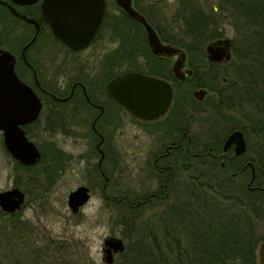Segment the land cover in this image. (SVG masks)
I'll return each mask as SVG.
<instances>
[{"label": "flooded vegetation", "instance_id": "af4514ba", "mask_svg": "<svg viewBox=\"0 0 264 264\" xmlns=\"http://www.w3.org/2000/svg\"><path fill=\"white\" fill-rule=\"evenodd\" d=\"M169 1L175 6L171 14L164 9V4ZM194 1L197 0H131L132 7L144 16L162 43L184 49L186 57L182 79L176 73L180 70L177 71L174 66L180 57V52H153L144 23L132 17L117 3V0H105L103 19L93 41L102 33L108 35L119 44L113 53L125 51L129 60L127 62L129 70L115 74L111 78L137 71L165 80L172 90L171 102L166 111L153 119H145L136 116L107 93L105 86L111 78L104 87L93 85L90 89L79 76L70 83L59 84L55 76L44 69L45 78L42 77V69L39 67L44 65L42 61L44 58L42 55L37 56L36 53V56H32L31 50L38 41L45 42L55 36L50 22L42 11L43 0L34 2L0 0V49L8 50L14 55V68L18 77L37 93L42 104L38 116L21 125L26 137L35 143L41 153L35 163L25 164L17 160L6 147L4 130H0V155L6 158L9 168L13 170V174H10L11 183L0 188V192L18 188L24 194V202L19 209L10 212L0 206V216L21 220L26 198H31L34 202L48 198V191L58 181V177L65 171L68 172L76 160L83 158V152L75 153L73 150H77L75 144L85 138L93 140L95 144L93 154L98 156V160L93 164L88 163L92 166L89 170L92 173V180L80 183L72 189L67 194V204L69 194L79 186L86 185L90 188V198L94 188L98 186L101 197L109 204L108 208L116 206L115 201L109 200V198H118L115 193L117 191L115 171L117 158L120 157L114 139L117 130L122 129L126 124V116H129L143 132L150 133L162 141V144L152 155L153 177L157 180V188L145 190L141 196L134 195L131 191L130 194H123L124 196L120 198H182L180 194L182 181L179 177L181 170H188V176L192 180V172H190L192 155L205 160H214L219 166L224 167L228 158L231 160L235 156L241 157L247 153L246 132L227 118H219L221 115L217 114L219 111L213 105L214 102L220 103L219 92L205 83L219 78L224 84L222 89H227L225 84L228 77L221 75L220 72L213 73L212 67L219 65L220 70L225 71L224 67L231 63L232 57L229 60L213 61L209 59L206 51L208 43L225 38L222 37L220 29L217 30L218 35L206 39L203 52H192V16L199 17L206 24V29H212V13L215 12L222 17L226 15L217 5L206 11L196 4L198 8L194 12L192 10ZM30 19L37 21L38 25ZM34 36H36L34 42L27 46ZM182 42L189 43V50L181 45ZM233 42L232 40V56ZM63 44L75 52L86 48L74 50ZM44 49H47L46 45ZM192 56L204 57L203 66L198 68L192 66ZM38 57L42 61L40 66L37 64ZM201 88L207 89V93L199 98L195 95V91ZM198 123L199 126L205 125V129L201 127V131H207L209 139L201 140L196 136L195 127ZM236 129L244 132L247 144L246 151L240 154L236 153L234 143L224 149L228 135ZM57 133L65 137L66 141H72L69 145L74 146L59 145L53 138ZM58 160L60 162H57ZM125 161L129 162V158ZM251 162L248 159L245 165L250 167L251 178H254L255 168L253 173ZM74 170L75 168L72 171ZM230 174L235 181L240 176L236 171H230ZM247 186L252 188L250 183H247ZM190 188H192L191 181ZM145 200L137 199L132 206L137 207ZM84 205L76 211L69 208L73 213H78ZM112 252L115 260V255L119 252H114L113 249Z\"/></svg>", "mask_w": 264, "mask_h": 264}, {"label": "trees", "instance_id": "16d2710c", "mask_svg": "<svg viewBox=\"0 0 264 264\" xmlns=\"http://www.w3.org/2000/svg\"><path fill=\"white\" fill-rule=\"evenodd\" d=\"M218 7L223 12L230 10L236 19L240 18L243 21L250 31V41L254 46L253 56H246L247 54L242 52L245 72L239 71L241 53L235 50V59L231 61L232 68L236 67L235 70L226 72L221 71L219 65L212 67L213 73L235 75V78H229V82L225 84L227 89H222L224 84L219 78L205 83L219 92L220 103L214 102V107L219 111L218 115L226 116L246 134L249 131L247 126L249 123L253 133L258 135V139L253 142V149L251 143L248 144V151L252 149L254 157H248L247 151L241 157L235 156L231 160L228 158L225 166L221 167L214 160L192 155V168L197 169L196 165H206L213 172H217L214 176L220 177L217 185L208 181L202 183L224 198H215L214 194L207 192L206 189L198 193L193 191L192 194L190 185L182 187L184 190H181L180 194L184 196L183 198H176L171 202H168V198H120L125 195L122 192L118 198H109L123 210L119 222L123 223L125 229L123 235L127 238L122 260L118 264H259L257 247L259 241L264 239V235L258 232L260 222L264 220V176L261 173V161L264 158V88H256L261 84L258 85L248 67L257 65V68L264 72V0H222ZM197 8L196 3L192 2V10L195 12ZM217 29L214 26L212 29H206V24L199 17L192 16V52H203L206 39L218 35ZM257 36L260 38L254 39ZM54 40L65 46L55 36ZM181 45L189 50L188 42H182ZM69 51L72 54L77 53L70 49ZM126 56L125 51L106 54L101 59L102 66L104 64L102 78L110 79L115 74L129 70L127 64L129 60ZM247 60L250 61L246 62ZM203 61L202 56H192V66L195 68L202 67ZM61 65L62 63L59 64ZM93 76L79 77L90 89L91 84L98 87L105 85L104 80L98 84L99 76ZM201 77L204 78V75L201 74ZM89 92L91 94L90 90ZM245 102L253 104L250 116L243 112L246 121L234 120L233 114L224 113L226 110L241 114ZM248 159L253 162L255 168L254 178H251L250 167L245 165ZM230 171L240 174L237 186L234 185L235 180ZM247 183H250L252 188H249ZM231 190L236 194L231 193ZM137 199L146 200L133 207L132 203ZM157 200H161V203ZM160 205H163L160 211L141 220L144 206Z\"/></svg>", "mask_w": 264, "mask_h": 264}, {"label": "rangeland", "instance_id": "374dc122", "mask_svg": "<svg viewBox=\"0 0 264 264\" xmlns=\"http://www.w3.org/2000/svg\"><path fill=\"white\" fill-rule=\"evenodd\" d=\"M194 2L208 11L214 5L219 6L222 0H197ZM164 9L168 14H171L175 10L174 3L172 1L166 2ZM224 14L226 17L219 16L213 12L212 26L220 29L222 37H229L234 41L232 60L236 56L234 50L237 53H241V60L244 58L242 56L244 52L247 54L246 56H253L254 46L250 41V31L240 18L236 19V16L230 10L224 12ZM259 38L260 36L254 37V39ZM45 45L47 49H44ZM118 45L108 35L102 33L88 47L72 54L66 46L56 42L54 38H48L45 42L42 40L38 41L32 48L31 55H42L44 58L42 61L47 67L44 65L39 67L42 69V77L44 78V69H47L49 73L55 76L59 84L70 83L77 76L82 75H88L89 78L93 75L99 76L98 84H101L100 82L105 79V77L102 78L101 76V71L104 69L101 59L106 54L113 53ZM247 50L249 51L247 52ZM43 51L45 52L42 53ZM40 57L37 58L39 66L42 62L39 59ZM249 61L247 60L246 62ZM243 62L242 60L238 63L240 72H245V68L242 65ZM60 63H62L61 66H59ZM232 64L229 63L224 67L226 72L235 70L236 67L232 68ZM248 68H250L248 71L253 72L258 85L259 83L261 84V87L256 88H264V72L259 70L257 65L256 67L249 66ZM260 73L262 74L260 75ZM226 77L232 79L235 78V75L229 73ZM243 78L244 76L242 75ZM108 80L109 78L104 80V84ZM209 82L211 81L209 80ZM227 82L229 81L227 80ZM91 87H93L92 84ZM225 111L224 113L233 114L234 120L241 121L243 119L246 121L247 118L244 117L243 112L250 116L253 111V104L245 102L241 114ZM214 115L217 114L214 113ZM125 119L126 124H124L122 129L119 128L117 130L114 139V144L118 149V157H120V159L117 158L115 171L117 191L114 192L120 195L121 192L130 194L133 191L134 195L141 196L145 190L157 188V180L153 177L152 155L161 146L162 141H159L158 138L150 133L143 132L129 116H126ZM247 126L249 128L248 134H246L249 138L247 142L248 144L251 143L253 149V142L258 139V135L253 133V128L249 123H247ZM201 127H204L203 130L205 129V125L199 126V123L196 124V136L201 140L209 139L210 137L206 134L207 131H201ZM53 138L61 146H68L72 142L70 140L66 141L65 137L59 133L53 135ZM69 146L72 147L74 145ZM94 146L95 144L91 138H85L75 144L74 147L77 150L74 149L73 151L75 153L78 151L83 152V158L85 157V159L76 160L68 172L65 171L58 177V181L48 191V198H42L43 200L41 199L38 202H34L31 198H26L25 208L20 217L21 220L0 216V264H108L103 259L104 238L106 236H119L127 244V238L123 235V231H125L123 223L119 222L123 210L117 206L111 209L108 208L109 204L101 197L98 186L94 188L91 198L80 212L73 213L67 204L66 197L72 189L76 188L80 183H87L92 180V173L89 170L92 169L91 164L98 160V156L93 154ZM252 149L248 151V157H254ZM88 154H90L89 157ZM127 158H129V162L125 161ZM0 166V188H2L11 183L12 177L10 174H13V170L9 168L6 158L2 155H0ZM73 168H75L74 171H72ZM196 168H192V171H190L192 172V180L188 176V170H181L179 177L182 181L181 187L190 185L191 181L192 194L206 189L207 192L213 193L215 198H224L216 191L206 188L204 183H202L208 181L217 185L220 179V177H214L217 172H213L206 165H197ZM154 176H156V173ZM239 181L240 179H237L234 185L237 186ZM231 193L236 194L233 190H231ZM175 199L168 198V202ZM157 201L160 202L161 200ZM163 205L144 206V214L141 220L160 211ZM258 232L260 235H264V220H261ZM121 260L122 253L119 252L115 255L113 263L118 264Z\"/></svg>", "mask_w": 264, "mask_h": 264}, {"label": "water", "instance_id": "95a60500", "mask_svg": "<svg viewBox=\"0 0 264 264\" xmlns=\"http://www.w3.org/2000/svg\"><path fill=\"white\" fill-rule=\"evenodd\" d=\"M117 3L132 17L144 23L153 52H180V57L174 66L177 71L180 70L176 72L177 76L183 79L186 57L184 49L162 43L144 16L132 7L131 0H117ZM42 11L50 22L54 35L71 49L79 50L87 47L96 36L105 11V0H43ZM30 20L37 23L33 19ZM35 37L27 46L34 42ZM206 51L210 60H229L232 57V40L225 37L212 41L207 44ZM14 65V55L8 50L0 49V130H4L5 144L11 154L22 163L32 164L38 161L41 153L35 143L26 137L21 125L35 119L42 104L37 93L18 77ZM105 88L112 98L136 116L145 119H153L163 114L172 98V90L168 82L137 71L111 78ZM206 93L207 89L204 88L195 91V95L199 98ZM232 143L235 144L236 153L246 151L247 144L241 129H236L228 135L224 149ZM250 164L254 173L252 162ZM261 173L264 176V158L261 161ZM23 195L18 188L0 192L1 208L10 212L19 209L24 202ZM89 199L90 188L81 185L69 194L68 205L76 211ZM125 247L122 237L106 236L103 248L104 261L108 264L113 263L112 249L114 252H123ZM257 255L259 264H264V240L258 244Z\"/></svg>", "mask_w": 264, "mask_h": 264}]
</instances>
